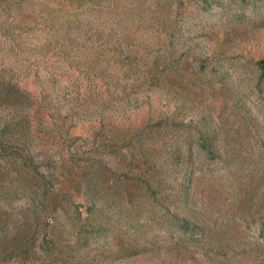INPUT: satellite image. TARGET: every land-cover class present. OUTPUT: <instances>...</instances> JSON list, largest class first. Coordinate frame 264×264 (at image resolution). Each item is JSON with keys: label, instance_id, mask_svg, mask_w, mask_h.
<instances>
[{"label": "rangeland", "instance_id": "obj_1", "mask_svg": "<svg viewBox=\"0 0 264 264\" xmlns=\"http://www.w3.org/2000/svg\"><path fill=\"white\" fill-rule=\"evenodd\" d=\"M261 62L264 0H0V264H264Z\"/></svg>", "mask_w": 264, "mask_h": 264}, {"label": "trees", "instance_id": "obj_2", "mask_svg": "<svg viewBox=\"0 0 264 264\" xmlns=\"http://www.w3.org/2000/svg\"><path fill=\"white\" fill-rule=\"evenodd\" d=\"M259 66H260L261 70L264 71V62H261V63L259 64ZM35 220H36V221L39 220V215H38V214H36V216H35Z\"/></svg>", "mask_w": 264, "mask_h": 264}]
</instances>
